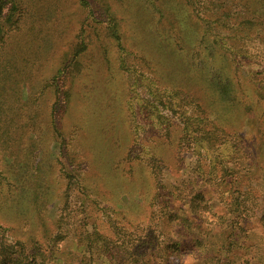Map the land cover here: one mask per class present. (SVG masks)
<instances>
[{"label":"rangeland","instance_id":"rangeland-1","mask_svg":"<svg viewBox=\"0 0 264 264\" xmlns=\"http://www.w3.org/2000/svg\"><path fill=\"white\" fill-rule=\"evenodd\" d=\"M5 1L0 226L9 242L26 243L38 264H96L91 240L109 236L124 259L143 261L158 234L168 261L178 245L187 264L209 247L221 264H264V0ZM193 75L225 91L218 130L179 91ZM224 167L260 199L249 202L250 222L235 224L238 203L219 220L218 205L196 230L202 241L171 238ZM213 190L205 200L221 197Z\"/></svg>","mask_w":264,"mask_h":264},{"label":"trees","instance_id":"trees-1","mask_svg":"<svg viewBox=\"0 0 264 264\" xmlns=\"http://www.w3.org/2000/svg\"><path fill=\"white\" fill-rule=\"evenodd\" d=\"M5 0H0V19L3 17L4 14V8H5ZM203 78L199 77V75H193L192 78L187 77V81L184 83L186 86L185 89L181 88L179 89L180 92H184L189 94V96H192L195 101L197 102V105L200 107V109L203 111V113L210 114L213 113L214 117L212 118V125L215 126L214 130H218L217 126H220V122L224 118L225 114H227V107L222 106L223 102V95L225 93L224 89L222 90L220 88L219 84H216L213 82L212 79L206 78L202 76ZM224 88V85H223ZM231 94L234 95V99L238 98V93H235L231 91ZM217 101L219 107H216L214 105L213 101ZM233 100V99H230ZM212 103V105H211ZM216 103V104H217ZM237 111V110H234ZM205 120V117L203 118V121ZM204 126V122H202L201 125H197L199 127ZM205 127V126H204ZM217 143V141H216ZM212 146L207 148V150L210 152H215L216 150L212 149ZM223 166L222 163L217 164V167ZM259 166V165H258ZM262 166V165H261ZM219 173L216 172V180L214 182L212 181H205L202 187L197 190V193L194 195L193 199L188 201L189 208L191 210V217L186 215L182 220V226L183 229L173 235L171 238H175L177 235H180L181 239H188L195 244L202 241L200 239H203L201 237V233L196 232L197 229H200L202 231L203 229H208V216L209 211H212L214 216H217L215 212L216 206H221L225 212H223L221 215H218L219 220H226L224 216L226 215V209H228L229 213L234 214V211L232 210V207L239 204V211L234 216V222L237 225H241L244 223H249L252 217V209L249 205V202L253 203L257 206V203H259V198L251 197L253 195H250V191L248 189L249 186L244 183V180L241 178V176L237 173H234L232 170H230V167H224L219 168ZM250 173L245 172L243 175H247L248 181L251 180V177L249 176ZM260 174V173H259ZM250 177V178H249ZM245 181V182H248ZM212 182V183H211ZM214 186V193L221 194V197L214 201L205 200V196L208 191L209 187ZM208 186V187H207ZM252 186V185H251ZM228 193L230 196V199L224 200L222 196ZM216 195V194H215ZM239 196V198H238ZM245 198H247L245 200ZM245 200V201H244ZM259 207V206H258ZM218 224V223H216ZM219 225V224H218ZM223 228V225H219ZM177 224L172 225L171 229H176ZM243 228V227H242ZM7 230L4 229L2 226H0V264H38L42 262H38L36 260V255L34 252H30L31 248L27 247L26 243L16 240L9 242L7 238ZM152 231L149 230L148 235L151 234ZM180 233V234H179ZM108 235V234H107ZM146 235V236H148ZM109 237V236H107ZM105 237L101 241L99 246L94 245V240L89 242L88 244L92 245L93 250H95L96 255H98L96 264H169L170 260L171 262L174 261V257L177 259V254H182V250L180 246H170V255L167 256L168 260H165L163 258L164 251H156L153 244L161 245L160 235L151 236V242L149 245V250L151 253H149L147 260H135V259H124L123 254L126 253V249L123 251L115 250L107 243V240L109 238ZM178 237V236H177ZM98 239V238H96ZM141 240V239H140ZM96 241V240H95ZM144 241V240H143ZM158 242V244H157ZM88 244H86V248H88ZM211 245V244H210ZM185 246V245H184ZM118 247V246H117ZM121 247V246H120ZM122 248V247H121ZM166 248V246H164ZM215 249V248H214ZM209 247V253L205 252L204 256H201L203 261H198L197 264H210L212 261L213 264H221V260H216L214 257H212V251L214 250ZM130 250V249H129ZM51 254L53 257L54 252L51 250ZM133 256L137 255V251L132 252ZM174 256V257H172ZM46 259V257H44ZM58 258L57 256L55 257ZM178 263L176 264H187L186 262H183L182 259H177Z\"/></svg>","mask_w":264,"mask_h":264},{"label":"clouds","instance_id":"clouds-1","mask_svg":"<svg viewBox=\"0 0 264 264\" xmlns=\"http://www.w3.org/2000/svg\"><path fill=\"white\" fill-rule=\"evenodd\" d=\"M188 264H192L191 257L188 260Z\"/></svg>","mask_w":264,"mask_h":264}]
</instances>
